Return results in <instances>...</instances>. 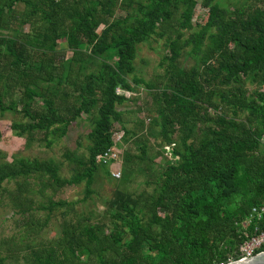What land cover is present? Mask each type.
I'll return each mask as SVG.
<instances>
[{
    "label": "trees",
    "instance_id": "1",
    "mask_svg": "<svg viewBox=\"0 0 264 264\" xmlns=\"http://www.w3.org/2000/svg\"><path fill=\"white\" fill-rule=\"evenodd\" d=\"M197 2L207 16L193 24ZM117 7L124 14L116 16ZM151 36L168 47L162 79L129 80L137 44ZM59 38L71 56L57 59ZM185 55L195 62L183 65ZM140 84L147 131L157 136V127L170 154L154 167L145 141L138 144L152 192L114 188L101 220L65 219L61 235L33 248L28 264H219L244 239L238 222L264 203V0L232 9L216 0H0V112L21 117L11 129L49 145L96 109L87 155L70 177L51 159L0 162V184L24 178L11 201L22 205L29 176L54 189L85 181L86 194L99 168L112 177L97 158L114 145L128 161L130 147L118 142L135 131L117 104Z\"/></svg>",
    "mask_w": 264,
    "mask_h": 264
},
{
    "label": "rangeland",
    "instance_id": "2",
    "mask_svg": "<svg viewBox=\"0 0 264 264\" xmlns=\"http://www.w3.org/2000/svg\"><path fill=\"white\" fill-rule=\"evenodd\" d=\"M216 1L227 9L241 8L250 2V0ZM121 14H124V10L117 7L115 15ZM206 16L207 8L197 2L193 11L192 23L203 22ZM28 26V24H23L22 30L27 31ZM184 35H187V31ZM167 52L168 47L164 44L163 38L151 36L148 40L138 43L133 60L134 72L127 76L128 79L131 80L133 75L146 81L162 79L164 70L160 60ZM61 56L64 58L71 56L65 38H59L56 45L57 59ZM108 58L113 60L115 57L110 54ZM194 62L195 59L192 56L181 57L183 65L190 66ZM246 85L254 86L249 79ZM116 89L120 88L116 87ZM126 93L129 98L117 104V107L122 109L123 113L125 112L124 124L133 129L135 134L128 141L119 140L118 143L123 149L130 147L129 159L125 162L123 160L124 150L119 149V160L106 162L110 169H120V177L112 178L99 168L94 174L91 190L86 194L85 181L54 189L41 183L38 178L29 176L25 179L28 185L22 198L19 199L22 203L19 206L11 201V195L24 178H7L1 182L0 259H2V264H28L32 259L33 248L47 245L61 235L62 223L65 219L84 220L90 217L92 221L101 220L107 201L116 187L133 195L141 191L152 192L155 184L151 180L152 171L144 169L145 159L139 160L135 156L140 155L138 144L145 141L147 154L155 159L154 167L164 163L170 154L164 148L166 144L161 140L162 137L156 132L158 128L156 127L154 131L157 136L147 131L149 118L144 108L147 104V90L144 85L135 86L134 90H127ZM152 107L151 109H154ZM95 115L96 109L88 114L82 113L70 123L64 135L53 139L51 144L47 145L40 135L28 139L26 134L19 135L11 129V122L21 119L19 113L12 110L0 112V162L12 161L16 158L51 159L58 165L60 176L70 177L77 166V158L87 155V147L90 143L87 133L93 125ZM57 200H61L63 204L52 210L44 207L49 201Z\"/></svg>",
    "mask_w": 264,
    "mask_h": 264
},
{
    "label": "built area",
    "instance_id": "3",
    "mask_svg": "<svg viewBox=\"0 0 264 264\" xmlns=\"http://www.w3.org/2000/svg\"><path fill=\"white\" fill-rule=\"evenodd\" d=\"M116 140L120 139V134L115 133ZM103 162L119 160V149L114 145L106 148L97 158ZM112 177H120V169L112 168ZM239 230L244 235V239L240 242L234 252L227 257L226 261L241 259L253 255L260 251L264 245V203L253 205L248 214L240 221Z\"/></svg>",
    "mask_w": 264,
    "mask_h": 264
},
{
    "label": "water",
    "instance_id": "4",
    "mask_svg": "<svg viewBox=\"0 0 264 264\" xmlns=\"http://www.w3.org/2000/svg\"><path fill=\"white\" fill-rule=\"evenodd\" d=\"M224 264H264V249L254 253L251 256L227 261Z\"/></svg>",
    "mask_w": 264,
    "mask_h": 264
}]
</instances>
